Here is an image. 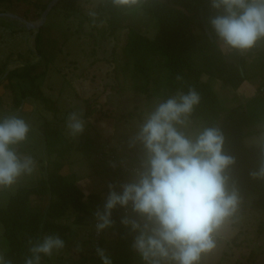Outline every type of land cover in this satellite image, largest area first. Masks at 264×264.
I'll use <instances>...</instances> for the list:
<instances>
[{
    "label": "clouds",
    "instance_id": "9594fccd",
    "mask_svg": "<svg viewBox=\"0 0 264 264\" xmlns=\"http://www.w3.org/2000/svg\"><path fill=\"white\" fill-rule=\"evenodd\" d=\"M144 3L111 0L113 7L126 10ZM210 7L215 15L207 23L222 51L244 53L264 41V0H210ZM200 101L197 90L189 87L154 105L130 141L129 146L139 150L132 178L109 183L104 204L94 213L100 234L115 226L114 211H130L120 225L128 230L126 236H133L130 248L142 264H200L202 256L216 248L217 234L242 202L233 175L237 158L225 152L223 130L212 126L195 134L184 131ZM85 127L82 113L67 115L65 128L71 136L82 135ZM31 131L19 115L0 117V190L13 188L36 170V160L18 151ZM251 145L257 150V166L249 176L264 181V132L253 137ZM64 247L55 233L29 240L24 264H42L43 257ZM95 251L101 264H113L105 248ZM0 264L12 261L0 253Z\"/></svg>",
    "mask_w": 264,
    "mask_h": 264
},
{
    "label": "rangeland",
    "instance_id": "374dc122",
    "mask_svg": "<svg viewBox=\"0 0 264 264\" xmlns=\"http://www.w3.org/2000/svg\"><path fill=\"white\" fill-rule=\"evenodd\" d=\"M13 1V7L8 8L9 11L2 12L22 17L27 8L33 9L31 4ZM28 1L32 2V0ZM77 4L79 10L69 19H65L59 5L55 6L41 27L42 33L49 35L52 39V43L47 40L52 48L50 56L52 59L47 66L44 63L37 64L35 72L45 71V74L37 78L36 84L49 102L45 104L41 100L29 98L32 101L31 106L26 102L27 98H24L21 99L19 107L15 108L12 104L11 90L20 100V91L30 89V81L27 78L17 79V77L8 80L6 79L7 70L0 75V80H4L0 84V117L19 115L30 124L32 131L29 139L18 146V151L31 155L37 163L33 174L21 177L11 189L0 190V207L7 205L10 195L19 186L31 184L40 179L54 165L60 167L59 171L61 170L71 180L87 178L101 205L104 204L108 195L109 183L125 182L132 178L130 176L120 180L111 176L109 171H106V165L96 158L93 151L90 157L86 155L84 145L88 139H92L95 150L98 148L97 145L108 144L124 157L138 158L139 150L130 147V141L136 135L147 114L161 99H151L135 91L133 82H125L123 76L119 74V65L113 61V57L120 56L128 26L152 38L157 31V23L140 8L118 9L120 18L118 16L110 18L104 14L97 16L98 0H77ZM5 9L6 4L0 5V11ZM88 15L94 18L89 19ZM29 17V20L33 22L39 20V18L31 20L34 18L32 14ZM114 26L118 28L114 29ZM18 27V23L14 20L0 19V66L6 63L8 70L21 67L27 58L30 60L28 64L38 60L36 55L28 51L34 49L33 34L35 32L26 29L18 30ZM10 29L18 31L11 33ZM195 29L198 33L204 34L198 22ZM56 44L60 48L59 53L57 48L54 49ZM247 59L249 71L254 74L263 73L264 47L260 42L256 49L250 50ZM201 73L202 76L203 72ZM204 80L218 93V88L215 86L218 81L210 76ZM9 84L11 86L7 87ZM262 98L264 99V95ZM218 100L223 117L227 111L223 107L228 102L221 99L220 95ZM87 110H89L88 114ZM71 112L83 114L86 127L82 135L71 136L65 128L66 117ZM44 120L50 121L51 126L60 127V134L55 145L51 143L46 146L45 144L41 132V124ZM199 130L192 127L190 120L184 129L189 134H195ZM244 132L250 133L243 139L244 145L250 147L252 138L264 132V120L256 124L248 120ZM88 142L92 143L91 140ZM85 202L88 205V212L94 213V210H91L93 208L90 209L89 197L85 196ZM240 207L235 216L227 221L217 234L216 248L203 255L200 264H264V230L261 232L257 230L258 214L248 208L245 213H241ZM60 222H64L63 219ZM71 223L73 230L80 227V224L73 222L72 219ZM2 231L0 225V253L4 254L7 243L2 236ZM238 232L241 233L237 241L242 239V242L235 247L231 240L237 236ZM85 237L86 235L78 234L77 238L83 240ZM106 237L109 241L116 240V232H109ZM252 251L253 255L249 257Z\"/></svg>",
    "mask_w": 264,
    "mask_h": 264
},
{
    "label": "trees",
    "instance_id": "16d2710c",
    "mask_svg": "<svg viewBox=\"0 0 264 264\" xmlns=\"http://www.w3.org/2000/svg\"><path fill=\"white\" fill-rule=\"evenodd\" d=\"M16 1L31 4L33 9L27 8L21 15L23 19L30 21L29 15H34L31 20L40 18L51 0ZM3 4H6V9L0 12L9 11L8 8L13 7L14 1L0 0V5ZM58 5L63 10L65 19L71 18L79 10L77 0H58L55 6ZM208 6L209 0H145L140 9L155 19L157 31L154 37L149 38L128 26L120 56L113 57V61L119 65L118 72L123 76L124 81L133 82L135 91L148 98L165 99L178 91L187 92L189 87L197 90L201 101L189 118L192 127L202 130L203 127L216 126L223 130L226 137L224 150L237 158L233 175L238 180L242 196L240 212L245 213L248 208L258 214L257 230L261 232L264 230V181L253 180L249 176V172L257 166V150L243 143L244 137L250 134L244 132V128L248 125L246 112L242 106L237 105L227 110L222 117V108L215 91L208 82L202 80L200 70L187 60L181 47L182 40L193 33L197 22L204 31L199 14L202 13L205 18ZM96 10L97 16L104 14L110 18L117 16L120 18L118 9L112 6L111 0H98ZM87 18L93 19L94 16L88 15ZM41 27L34 36V49L28 50L30 54L38 57L37 61L28 64L30 60L27 58L24 65L12 70L7 69L6 63L0 67V75L7 70L6 79L8 80L17 77V79L27 78L30 81L31 88L20 91V100L11 90L12 104L15 108L19 107L21 99L24 98L41 100L45 104L49 102L36 84L37 78L45 74V71L35 72L37 64L44 63L47 66L52 59L50 57L52 48L48 43H52V39L49 35L42 33ZM114 27V29L118 28ZM19 29L25 28L19 25ZM18 30L10 29V32L16 33ZM203 33L206 35L205 32ZM56 48L59 53L58 44L55 45L54 49ZM254 49L256 47L252 51ZM249 52L247 51V54ZM113 53L116 54L115 50ZM2 81L4 80H0V84ZM10 84L7 87H10ZM263 86L264 84L258 87L261 95H264L261 91ZM88 112L89 110L86 113ZM41 127L46 146L51 143L55 145L60 134V127L51 126L48 120H44ZM90 140L91 144L88 142ZM90 140L88 139L84 145L88 157L92 151L96 155L99 154L105 146L96 144L98 148L95 150L94 141ZM112 153L116 161H123L130 166L138 165V158L124 157L113 148ZM106 171L120 180L132 176L122 173L117 166L106 165ZM86 195L76 180H71L67 175L62 174L57 165H54L51 170L48 169L46 174L37 181L19 186L10 195L7 205L0 207L2 236L7 243V249L4 252L6 258L10 259L12 264H24V258L29 255V240H36L44 234L55 233L65 241V247L51 257H43L42 264H101L95 251L97 247L107 250L113 264H142L140 258L130 248L133 236H126L128 230L120 225L122 215L117 210L113 213L115 226L100 233L97 244L93 235L96 223L95 211L90 219L85 221L87 224L79 225V229L73 230L71 219L88 211ZM93 196L97 198V195L93 194ZM61 219L64 222H60ZM109 232H116V240L107 239ZM240 233L238 232L237 236L231 240L235 247L242 242V239L237 241ZM78 234L86 235V237L78 240ZM252 255L253 251L249 253V257Z\"/></svg>",
    "mask_w": 264,
    "mask_h": 264
},
{
    "label": "crops",
    "instance_id": "0c3cea01",
    "mask_svg": "<svg viewBox=\"0 0 264 264\" xmlns=\"http://www.w3.org/2000/svg\"><path fill=\"white\" fill-rule=\"evenodd\" d=\"M212 15H215V11L211 9L209 0V6L205 14L206 21ZM210 34L211 39L194 29L192 34L182 40L181 47L187 60L199 69L200 72H203L201 76L202 80L210 76L219 82L215 85L218 88V93L216 91L215 93L216 95L219 94L221 99L228 102L223 107L224 110H229L234 106L240 105L246 112L250 123H260L264 120V99L262 98L263 95L259 93L258 87L264 84V71L257 74L249 71L247 52L240 53L226 49L222 51L221 45L215 41L211 29ZM260 43L264 47V41ZM247 72L249 73L248 75ZM26 102L30 103V105L32 104L29 98H27ZM60 172L62 173L61 170ZM75 180L83 192L87 194L86 196L90 198V209L93 208L91 210L96 211L101 206V203L98 198L93 196L91 182L87 178ZM90 216H92V213L87 211L73 218L72 221L84 225L87 224L85 221H88Z\"/></svg>",
    "mask_w": 264,
    "mask_h": 264
},
{
    "label": "water",
    "instance_id": "95a60500",
    "mask_svg": "<svg viewBox=\"0 0 264 264\" xmlns=\"http://www.w3.org/2000/svg\"><path fill=\"white\" fill-rule=\"evenodd\" d=\"M57 2H58V0H51L47 4V6L44 9V11L41 13L40 18H39V20L37 22L27 21V20L23 19L22 17H20V16H18L16 14H13V13H5V12H1L0 13V19L6 18V19H9V20H14V21L18 22V24L20 26H23L26 30L34 31L35 32L33 34V37H34L35 34L39 31L40 27L46 21V17L48 15V13L57 4ZM199 18H200L202 27L204 29V32L206 33V35L208 36V38L211 39L210 30L208 28V25L206 23V20H205L204 16L202 15V13L199 14Z\"/></svg>",
    "mask_w": 264,
    "mask_h": 264
},
{
    "label": "built area",
    "instance_id": "2783aa9c",
    "mask_svg": "<svg viewBox=\"0 0 264 264\" xmlns=\"http://www.w3.org/2000/svg\"><path fill=\"white\" fill-rule=\"evenodd\" d=\"M261 91L264 92V86L261 87ZM96 158L100 162H102L103 164L108 165V166L115 165V166H117L120 169V171L122 173H128L130 175H132L134 169L137 167V166H130V165H128L127 163H125L123 161H116L114 159V156H113V153H112V147L110 145H108V144L104 146L102 152H100L99 154L96 155ZM117 211L122 216L131 215L130 211L126 212L124 209H117ZM95 224H94L93 235H94V238L96 240L95 244H97V241H98V239L100 237V234H97L96 228H95Z\"/></svg>",
    "mask_w": 264,
    "mask_h": 264
},
{
    "label": "flooded vegetation",
    "instance_id": "af4514ba",
    "mask_svg": "<svg viewBox=\"0 0 264 264\" xmlns=\"http://www.w3.org/2000/svg\"><path fill=\"white\" fill-rule=\"evenodd\" d=\"M18 23V22H17Z\"/></svg>",
    "mask_w": 264,
    "mask_h": 264
}]
</instances>
